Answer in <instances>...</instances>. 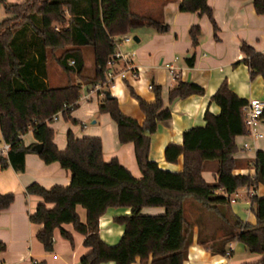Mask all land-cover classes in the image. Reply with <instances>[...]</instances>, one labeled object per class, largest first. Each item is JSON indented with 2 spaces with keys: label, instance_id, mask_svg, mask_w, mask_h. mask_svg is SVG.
Here are the masks:
<instances>
[{
  "label": "trees",
  "instance_id": "obj_1",
  "mask_svg": "<svg viewBox=\"0 0 264 264\" xmlns=\"http://www.w3.org/2000/svg\"><path fill=\"white\" fill-rule=\"evenodd\" d=\"M130 0H25L20 4H4L10 17L0 22V132L10 145L7 155L0 153V166H9L22 173L25 156L42 144L39 158L45 164L58 163L70 174L68 186L49 189L36 183L27 186L28 194L39 196L43 202L29 216L31 223L42 225L37 239L44 250L52 251L54 231L58 230L71 244L73 238L63 225L84 236L83 245L90 252L80 264L142 263L184 264L192 239L191 223L184 214L186 200L193 199L204 211L226 219L224 209L240 188L264 187V152L257 151L253 160V175L234 174L235 155L240 151L238 137L246 134L243 108L246 99L233 93L226 81L210 97L220 107L218 115L205 110L203 127L186 129L181 144L165 147L167 163L182 161L180 171H167L149 159L151 135L159 122L170 120L172 104L190 95H202L203 87L190 81L177 80L169 91V106L162 101L160 86L153 85L152 102L136 97L143 121L126 116L115 98L105 96L98 107L99 114H108L116 126L120 144L132 143L135 163L140 175L134 177L116 157L105 160L99 137H77L67 133L64 149L54 143L53 116L59 113L66 121L78 107L81 87L71 76L82 77L85 68L83 49L93 54L94 74L87 84L104 82L107 63L114 55L113 39L127 34L135 27L161 23L130 9ZM179 10L205 15L214 29L216 23L207 0H181ZM255 13L264 16V0H253ZM192 46L197 45L200 28L189 29ZM250 78L260 75L264 81V54L242 43ZM60 51L56 63L69 78L66 86L48 84L49 53ZM73 61V63H71ZM195 56L186 58L192 67ZM132 93V92H131ZM133 94V93H132ZM264 114V112H263ZM58 116V118H59ZM264 119V115H263ZM32 131L36 143L25 145L23 136ZM147 131L149 136L144 134ZM205 162H215L214 182L203 178ZM14 194L0 193V212L8 209ZM255 223L234 218L225 242L236 241L250 253L260 255L255 264H264V193L249 198ZM47 204H53L48 208ZM85 211L82 222L77 208ZM129 208L130 214L116 217L124 226V234L116 245H106L100 238L99 219L108 208ZM164 209L162 214L146 215L143 208ZM4 245L0 242V251ZM223 253L224 250H223ZM222 253V254H223ZM31 264H45L32 262Z\"/></svg>",
  "mask_w": 264,
  "mask_h": 264
},
{
  "label": "crops",
  "instance_id": "obj_2",
  "mask_svg": "<svg viewBox=\"0 0 264 264\" xmlns=\"http://www.w3.org/2000/svg\"><path fill=\"white\" fill-rule=\"evenodd\" d=\"M180 1L146 0L145 12H137L132 10L130 0V9L133 13L152 18L160 22L161 26L158 28L155 25H142L127 33L132 36L133 41L121 42L118 49L121 52L135 53L133 65L138 69V78L117 79L115 88L109 90L126 116L142 122L144 117L139 110L136 97L152 102L153 93L149 89L150 86L161 87L165 106H169L168 94L176 86L177 80L190 81L203 87L202 95H190L173 103L170 120L159 122L154 134L151 135L149 159L167 171H180L182 161L179 159L176 163H167L164 158L165 147L171 143L181 144L186 129L203 127L205 110L213 115L219 114L220 107L211 103L210 97L217 91L221 82L226 81L233 93L248 102L251 99L264 102L262 77L258 75L250 78L248 67L240 62L244 58L240 50L242 43L264 54V16L255 13L253 0H207L212 9L216 29L205 15L182 13L179 10ZM154 12L157 15H153ZM192 26L200 28V37L194 47L188 33ZM192 55L195 56V61L192 67H188L185 61ZM168 64L175 68L176 77L165 68ZM59 79L62 80L63 76L61 75ZM68 80L67 77L63 86L67 85ZM49 82L48 74V84ZM60 83L61 81L50 86L58 87ZM73 83L86 88L85 96L95 95L97 104L88 103L78 111L73 110L71 118H91L93 126L78 134L76 129H72L67 124H60L58 118L56 120L58 124L53 127L56 147L60 150L65 148L66 135L69 131L77 137H84L80 135L99 137L105 160L116 157L122 166L127 167L132 175L138 178L140 172L135 163L133 144H120L116 126L111 118L108 114L98 113L103 98L94 93L88 95L92 88L91 84L83 85L81 81ZM85 96H80L79 101ZM261 130L264 132V126ZM23 141L26 146L36 143L31 130L24 134ZM236 143L240 151L235 155L237 165L234 174L253 175V160L257 151L264 152V138L251 140L241 136L236 139ZM242 143H248L250 150L243 149ZM4 144L0 132V149ZM204 164L208 165V171H203V178L208 173L214 182L217 164L215 162ZM24 170L19 173L11 166L5 169L0 166V193L14 194L10 207L0 212V242L4 245V249L0 251V264H31L32 262L80 264L81 258L90 252V249L83 245L82 234L75 232L71 225H63L64 230L72 235L73 243L71 244L58 230H55L52 251H47L37 239V233L42 230V225L31 223L29 218L43 200L39 196L28 194L27 186L32 183L47 189L58 185L68 186L69 172L61 168L58 163L45 164L36 152L26 154ZM246 190V187L240 188L232 195V202L224 209L226 219L222 220L201 209L193 199L190 202L186 200L184 214L186 211L189 214V219L187 216L186 219L191 223L192 239L184 264H255L259 261L260 255L250 253L242 243L225 242L228 234L236 231L230 228L234 218L252 225L255 223V216L250 211V196L246 194ZM263 193L262 185L255 187L256 195L263 196ZM47 207L52 208L53 204H47ZM163 211L161 207L143 208L141 213L156 215L162 214ZM77 212L81 221L85 222V211L78 207ZM129 214L130 209L126 207L108 208L100 217V238L106 245H116L124 234V226L117 223L115 218ZM149 262L150 260L141 263L137 258L132 264H150ZM101 264L115 263L109 261Z\"/></svg>",
  "mask_w": 264,
  "mask_h": 264
},
{
  "label": "built area",
  "instance_id": "obj_3",
  "mask_svg": "<svg viewBox=\"0 0 264 264\" xmlns=\"http://www.w3.org/2000/svg\"><path fill=\"white\" fill-rule=\"evenodd\" d=\"M115 43L114 55L110 58L107 63V71L105 73L104 82L95 83L92 85L91 90L88 92V95L91 93L97 94L100 97H104V93L110 89L115 88L117 79H126L131 77L132 79L138 78V69L133 65V59L135 57L134 52H121L118 47L121 42H130L133 41L132 36L129 34L119 35L113 39ZM73 63V61L71 62ZM173 77H176L175 68L172 65L168 64L165 66ZM152 90V86L149 87ZM88 99V96L84 97ZM245 114L244 125L246 128L245 137L250 138L251 140H258L264 138V132L261 130V127L264 126L263 112H264V102L259 99H251L248 104L243 108ZM59 113H56L53 116L52 120L56 121L58 119ZM85 127V125H84ZM10 145L4 144L0 149V153L7 155ZM241 147L245 150H250L248 143H242ZM246 194L250 197L255 195V187L247 188Z\"/></svg>",
  "mask_w": 264,
  "mask_h": 264
},
{
  "label": "rangeland",
  "instance_id": "obj_4",
  "mask_svg": "<svg viewBox=\"0 0 264 264\" xmlns=\"http://www.w3.org/2000/svg\"><path fill=\"white\" fill-rule=\"evenodd\" d=\"M25 0H0V22L5 20L6 18L10 17V15H8L5 11V8H4V4H20V2H23ZM146 0H131V4H132V10L134 11H137V12H145V2ZM156 12H154L153 15H157V13L155 14ZM59 53L60 51H54V53H49V61H48V65H47V71H48V74H49V77H50V82H49V85H55V83H59V81H61V83L59 84V86H63L66 84V81H67V77H66V74H64L63 71L60 70V68L58 67L57 63H56V58L59 56ZM82 53L84 54V58H85V68H84V73H83V76L82 77H79V78H74L75 76H71L73 78V82H80L81 81V84L83 85H88L90 83L87 84V80L88 79H91L93 74H94V70H93V54H91V49L89 47H87L86 49H83L82 50ZM63 72V73H62ZM63 76V79L60 80V76ZM59 80V81H58ZM87 94V90L86 88H82L81 89V97L85 96ZM96 96L93 95L92 97H88V99H84L82 98L78 103V107L75 109V111H78L80 109H82L85 105H88V103H95L97 104L96 102ZM75 117H73L74 119ZM60 120V124H67L69 127H71L72 129H76L78 132V134H82V132L86 131L87 129L89 130V128L91 126H93L91 124L92 120L91 118L89 119H74L76 120L77 122H74L73 120L72 121H66L64 120L61 116H59V119ZM57 121L56 122H53L52 123V127H55L56 126ZM83 125H85V128L83 127ZM80 136H85V135H80ZM205 171H208V165L205 166L204 168ZM204 178L206 181L208 182H212V177L207 173L204 175ZM213 183V182H212ZM242 192H240L241 194ZM192 199H189V202L191 201ZM188 202V203H189ZM186 209V207H185ZM187 218L189 219V214L188 212L186 211L185 212Z\"/></svg>",
  "mask_w": 264,
  "mask_h": 264
},
{
  "label": "water",
  "instance_id": "obj_5",
  "mask_svg": "<svg viewBox=\"0 0 264 264\" xmlns=\"http://www.w3.org/2000/svg\"><path fill=\"white\" fill-rule=\"evenodd\" d=\"M135 39H137V38L135 37ZM105 96L108 97V98H112V96L110 95L109 91H106V92H105ZM144 134H146L147 136L150 135V133H148L147 131H145ZM41 148H42V144H37V145H35V146L33 147V149L35 150V152H36L37 154H40V152H41Z\"/></svg>",
  "mask_w": 264,
  "mask_h": 264
}]
</instances>
